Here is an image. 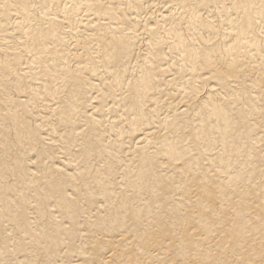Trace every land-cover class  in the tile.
<instances>
[{"label":"bare ground","instance_id":"obj_1","mask_svg":"<svg viewBox=\"0 0 264 264\" xmlns=\"http://www.w3.org/2000/svg\"><path fill=\"white\" fill-rule=\"evenodd\" d=\"M0 264H264V0H0Z\"/></svg>","mask_w":264,"mask_h":264}]
</instances>
